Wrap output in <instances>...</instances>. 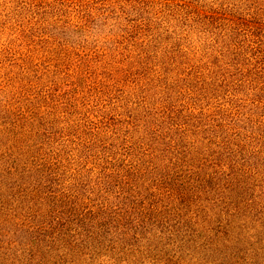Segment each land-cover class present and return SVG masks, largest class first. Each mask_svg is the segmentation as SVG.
<instances>
[{"label":"trees","instance_id":"trees-1","mask_svg":"<svg viewBox=\"0 0 264 264\" xmlns=\"http://www.w3.org/2000/svg\"><path fill=\"white\" fill-rule=\"evenodd\" d=\"M29 1L0 5V264H264V0Z\"/></svg>","mask_w":264,"mask_h":264},{"label":"rangeland","instance_id":"rangeland-1","mask_svg":"<svg viewBox=\"0 0 264 264\" xmlns=\"http://www.w3.org/2000/svg\"><path fill=\"white\" fill-rule=\"evenodd\" d=\"M33 1H38L37 5H40L42 2H47L48 0H32V1H29V3L31 4ZM137 1L138 0H106V5L109 6L108 9H110L111 12H114V11H117V8H119L120 6L127 7V5H137V3H136ZM164 1L165 0H157V2L152 7V9H150L148 11L151 14L149 16H152V17L157 16L156 15L157 11H160L163 15L166 12V14L162 18L163 23H164V27L166 28V27H169L174 20L172 19L173 15L169 14L168 10H165V12H164V10H163L164 8L160 7V4H162ZM174 1H177L176 5H178V3H181V1H184V0H174ZM241 1H243V0H232V3L237 2L238 4H235V5H237V7L242 6V3H243V6L240 9L248 8L247 6H245V3L244 2L241 3ZM6 2H7V0H0V5L2 6L3 9H4L3 5ZM75 2L78 5H83L86 3V0H75ZM227 2L229 4L231 3V1H227ZM96 3L97 4L101 3V0H95V3L85 5V7H83L80 10V13L84 14L86 10L90 9V7H92V5H95ZM68 5H72V4H68ZM17 8H18V4L11 3L10 8H9V14L12 16L15 15L14 13H15V10ZM98 8H100V6H98ZM27 9L30 10V8H27ZM100 9L98 10L97 13L102 11ZM137 9H139V11H143V10H141L140 7H138ZM66 11H67V14L69 15V19H70V17L73 16L74 12L71 9H67ZM146 15L148 16V14H145V16ZM119 17H122V16L111 15L108 20H104L102 18V21H100L101 18H97V19L91 21V23L89 24L90 30L87 32L89 37L91 39H96V38L100 39L101 37L106 36V34H108L109 31L118 32L120 30V27H121V23L117 19ZM63 21H65V22L68 21V18L67 19L64 18ZM46 26L49 27V25H47V24H46ZM93 27H95V28H93ZM182 29L180 31H183ZM202 39H205V38L202 36Z\"/></svg>","mask_w":264,"mask_h":264}]
</instances>
